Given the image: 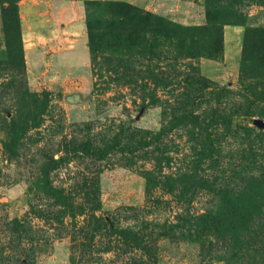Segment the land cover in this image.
<instances>
[{
	"label": "rangeland",
	"instance_id": "1",
	"mask_svg": "<svg viewBox=\"0 0 264 264\" xmlns=\"http://www.w3.org/2000/svg\"><path fill=\"white\" fill-rule=\"evenodd\" d=\"M249 29L264 0H0V264H229L179 231L264 173Z\"/></svg>",
	"mask_w": 264,
	"mask_h": 264
},
{
	"label": "trees",
	"instance_id": "2",
	"mask_svg": "<svg viewBox=\"0 0 264 264\" xmlns=\"http://www.w3.org/2000/svg\"><path fill=\"white\" fill-rule=\"evenodd\" d=\"M230 10L231 14L237 16L236 10ZM151 19L154 20V23L157 21L156 16H152ZM159 23L161 25L164 24L163 26L166 25L164 21ZM153 32L154 30H147L145 33L150 34ZM163 32L170 33L169 30H163ZM259 34L264 35V30L255 31L249 29L246 36V47L249 38ZM211 52L212 54L209 53L208 55L210 57H217L219 55L218 49ZM244 53H246V49ZM185 114L195 119L196 123L199 122L198 116L195 113L186 111L182 114L183 117H186ZM213 146L214 144L211 143L210 147ZM150 179L151 177H149ZM262 186H264V173L261 178L252 175V177L244 181L239 189L228 187L218 189L221 196L219 203L215 204L211 211L191 217L189 229L183 227L182 231H179V234H181L179 239H186L187 237H184L185 232L189 231L191 233L189 235L190 238L193 242L200 244L203 254L207 252L213 259L227 258L229 264H264V260H260L259 262L256 260V257L243 261L247 257L244 253L249 252L252 247L264 244V222H261L262 219L264 220V216L250 211L255 207H264V201L254 195V192L262 189ZM53 192L57 198L62 196L61 191L57 189H53ZM247 194L248 196L253 195L255 199L245 198ZM255 226L257 228H254ZM110 230L113 235L126 243H132L139 239L138 232L136 233L131 228L112 226ZM171 234L175 236L176 231L172 230ZM165 235L168 234L165 233ZM228 254L230 255L229 257Z\"/></svg>",
	"mask_w": 264,
	"mask_h": 264
},
{
	"label": "crops",
	"instance_id": "3",
	"mask_svg": "<svg viewBox=\"0 0 264 264\" xmlns=\"http://www.w3.org/2000/svg\"><path fill=\"white\" fill-rule=\"evenodd\" d=\"M91 1H96V0H91ZM131 1V0H130ZM44 3H43V5H48L49 4V1H43ZM38 5H42V3L40 2ZM29 6H36L35 4L34 5H28V7ZM29 50L31 51V54H35V52H37V50H38V47H35V46H30V48H29Z\"/></svg>",
	"mask_w": 264,
	"mask_h": 264
}]
</instances>
